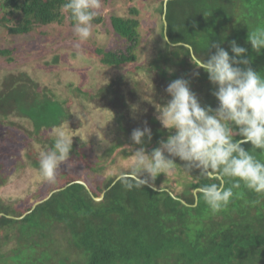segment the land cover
<instances>
[{
	"label": "trees",
	"instance_id": "obj_1",
	"mask_svg": "<svg viewBox=\"0 0 264 264\" xmlns=\"http://www.w3.org/2000/svg\"><path fill=\"white\" fill-rule=\"evenodd\" d=\"M165 1H160L157 12L163 19L161 37L166 32L170 43L165 44L162 37L163 49L155 52L147 60V64L135 68L136 72L146 71L151 81L153 79L152 89H159L160 81L185 78L190 81L192 91L197 93L210 83L203 70H198V76L194 75L197 70L191 64L185 49L172 48L171 43L190 44L199 56L206 53L215 41L231 55L230 42L235 40L239 46L247 49L246 58L250 59V66L264 75V50L257 54L247 43L248 32L257 27L264 28V0H240V4L236 0H226L227 3L214 14L207 11L205 19L201 17L202 7L205 5L203 0H169L166 31ZM63 2L64 0H0V29L6 30L10 36H24L53 24H63L66 20L73 29L69 13L61 9ZM118 2L133 0H101L104 10L110 6L112 10H99L94 24H108L114 35L125 42L109 51L98 45L97 53L102 66L129 68V73H132L131 66L139 62L145 48L141 46V9L135 4L129 10L120 12L116 9ZM107 33L110 31L107 30ZM5 41L8 45L0 47V62L8 67L0 77V139L11 138L10 128H20L23 137L11 135L16 144L23 142L25 137L38 142L41 138H46L43 142L48 141L51 150L55 131L65 124L80 127L83 122L79 120L76 124L72 121L74 111L71 110V102L74 100H71L70 92L83 93L85 89L83 85L73 89V84L62 88L56 85L55 88L44 83V78L36 73L37 70L50 68L58 76L60 72L66 73V67L72 61L63 60L60 52L51 53L48 59L33 57L28 64L21 63L30 59L32 54L36 55L37 51L18 52L17 47H13L8 39ZM209 51L214 54L215 49L211 48ZM75 57L77 59H73V62L76 63L78 57ZM15 63L19 67H14ZM20 67L22 69L17 70ZM129 76L128 74V79ZM128 82L133 85L131 97H135L134 87L139 84L134 79ZM198 82L201 83L200 87L198 84L194 85ZM213 88L211 89L214 91ZM53 91L56 92L55 95ZM105 91L100 89L98 92L103 94ZM165 96L168 94L165 93ZM211 96L204 105L215 108L217 101ZM154 99L160 100L158 96ZM123 102L119 106L122 105V109L126 110L129 103ZM112 108L118 119H121L118 127L116 126L119 133L117 139L108 146H103L104 148L100 146L103 152L99 155L92 152L93 146H88L86 141L74 136L72 152L66 160L84 166L88 174L95 175V178L92 176L90 179L96 185L95 188L92 186L93 194L86 184L77 182L80 179L83 182L86 179L83 178L84 175L79 179L64 172L57 174L50 183L42 181L38 171L40 156L35 149L27 151L25 148L14 166L7 164L6 157H3L0 164V194L16 172L25 179L29 177L28 172L35 174L33 178L36 179L32 182L34 186H42V183H49L50 186L45 194H41L40 188L36 187L32 195L31 186H28L26 194L30 205L23 210L17 208L16 202H20L19 200L8 201L0 195V214H3L0 215V264H22L28 261L31 264H264V202L255 207L244 202L256 200L255 193L245 192L243 199H235L226 209L212 214L202 199L197 203L195 193L197 187L211 181L199 176L198 172L187 174L179 161H176L175 166L178 168V178H182L184 174L185 178L178 190L172 187L171 182L174 183V180L168 173L161 174L152 182L156 186L155 190L149 186L129 190L117 181L119 173L128 171L124 160L138 146L133 145L130 139L132 131L127 130L122 123L126 120L125 113L122 112L120 117L113 105ZM17 119L19 123L16 122ZM127 121L130 119L127 118ZM147 126L151 129L152 139L149 143L145 138L144 146L150 153L159 146L161 139L167 138L169 132L155 118H149ZM244 147L250 149L251 145ZM88 150L91 153L89 156L86 154ZM37 176L40 178L37 179ZM59 186H64L61 187L64 190L42 202L58 190ZM101 196L102 200L97 201L96 198ZM60 197H63L62 202ZM10 202H13L10 206L5 204ZM37 202L41 204L33 209ZM49 207L54 209L55 217L53 214L48 215ZM26 213L28 214L21 218ZM54 222L63 224L67 232L81 231V235L79 232L77 235L83 238H79L76 245H73L67 258L59 261L48 258L44 262L40 259L46 253L34 239L38 236L53 242L54 239L49 237V230L54 228ZM15 240L16 248L11 251V244ZM82 247L86 249H81ZM82 251L84 254H81ZM21 258L25 260L21 261Z\"/></svg>",
	"mask_w": 264,
	"mask_h": 264
},
{
	"label": "clouds",
	"instance_id": "obj_2",
	"mask_svg": "<svg viewBox=\"0 0 264 264\" xmlns=\"http://www.w3.org/2000/svg\"><path fill=\"white\" fill-rule=\"evenodd\" d=\"M101 0H64L61 9L69 13L73 31L81 42L93 35L94 20L99 14ZM169 44L166 32L162 36ZM247 43L254 52L264 50V28L248 32ZM183 47L198 76L203 70L214 87L212 95L217 107L202 105L190 87V81L177 78L166 92L170 99L157 104L156 120L168 130L166 139L149 153L145 138L151 142V129L136 128L131 133L133 164L130 170L116 177L129 190L156 189L155 179L161 174L175 171L176 160L191 175L193 170L210 183L195 189L197 203L202 199L212 214L228 207L235 199H243L245 192L255 193L256 200H245L255 207L264 202V75L255 71L247 56V49L235 40L230 42L231 55L215 41L206 53L197 55L190 44ZM214 48V54L209 49ZM137 111V106H132ZM244 145H251L246 149ZM73 141L62 130L55 132L50 151L41 152L39 174L49 182L55 180L56 171L72 152Z\"/></svg>",
	"mask_w": 264,
	"mask_h": 264
},
{
	"label": "rangeland",
	"instance_id": "obj_3",
	"mask_svg": "<svg viewBox=\"0 0 264 264\" xmlns=\"http://www.w3.org/2000/svg\"><path fill=\"white\" fill-rule=\"evenodd\" d=\"M160 1L161 0H133V2L117 3L116 9L120 10V12L129 10L130 8L134 7L135 4H137V6L139 5L138 7L141 9V32L143 34V41L141 43V46H144L145 50L143 49V53L140 55L139 62L131 66V69L133 71L132 73H129L131 71L129 68L119 69L113 67H104L100 64L101 62L98 57L99 54L97 53L98 45L105 48L106 51H109L115 49V47H118L120 46V44H123L125 42L124 40H120L114 35V33L110 30L108 24H105L104 26H96L94 24L95 27L93 29V35L84 42H81L77 39L73 29L69 26L68 20H66L63 24H53L52 26L42 28L39 32L34 31L31 34L24 36H10L6 30L0 29V47H3L4 45L7 46L8 43H6L5 40L8 39L9 43L13 47H17V49L19 50L18 52L25 53L31 50L37 51L36 55L32 54L30 56V59H28L27 61H21V63L27 62L28 64L33 60V57L48 59L47 57H50V55L54 54L55 52H60L63 60L67 59L72 61V64L68 62L69 65H67L66 67V73L65 71L60 72L59 76L55 75L56 73L51 71L52 68L47 70L40 69L37 70L36 73L40 74L39 77L44 78V83H49L54 87L58 85L60 88H62L67 86L68 84H73L74 89L76 86L83 85V88L85 89L83 93H78L77 91L70 92V95L72 96L71 100H74L71 102V110L74 111V118L72 119V121L74 123L76 122V124H78L77 121L79 120H82L83 122L80 124V127L77 126L78 128L74 127L71 124H65L63 128L59 130L64 131L66 135L70 139H72V141L74 136L80 137L84 142L86 141L88 146H93L92 152L101 155L103 152L102 147L105 145L108 146L113 140L117 139V136L119 134L116 131V126L118 127L121 119H118V116L115 115L112 111L115 110L112 108V105L117 109L120 117L122 115V112L125 113L126 120H124V122L122 121V123L124 124V127L127 128V130L130 129V131H133L136 128L142 129L145 126V122H147L148 125L149 118L151 119L156 117L157 109L155 106H157V104L163 105L170 99L169 96H165V93L167 94L166 88L171 80L160 81L162 84L160 83L159 89L153 88V90L152 87L154 86V81L153 79L151 81V77H148L147 72L141 70L137 72L135 71V68L137 66L147 64V60L151 58V56L155 52L157 53L161 51V49H163L164 43L161 37L163 19L162 16L157 12ZM239 1L240 0H236L238 4H240L241 2ZM202 2H205V5L202 7L203 12L201 14V17L203 19L208 16L207 11L210 10V14H214L215 12H217V9L219 7L224 6L227 3L226 0H203ZM186 9L188 8L186 7ZM99 10L103 12H105L106 10L111 11L112 7L110 6L104 10L101 6ZM203 22L206 23L205 20ZM107 30H109L110 33H107ZM18 52L16 51V53ZM73 54H75V56L77 55L78 57V62L76 63L73 62V59H77ZM14 67H19V64L15 63ZM7 68L8 67L5 63L0 62V77L2 76V74H5ZM21 69L22 67L17 70ZM60 70L62 71L63 69ZM128 74L130 75L129 79ZM130 79L136 80L139 84V86L134 87L133 92H135V97H131L132 95L130 94L133 86L128 82V80ZM56 81L57 83H55ZM194 85L200 87L201 83L198 82ZM209 85L210 83L206 85V87L200 88L199 92L196 93L202 105H204L207 100L212 98L211 95L213 90L211 88L213 87H210L211 85ZM100 89H105L106 91L103 94H99L98 91ZM158 91H160L159 94ZM52 93L54 95L56 94L55 91H53ZM157 96L160 100L154 99ZM125 98H127L129 106L126 110H123V106L119 105L121 101L127 102ZM149 101L150 103H148ZM133 105L137 106V111L135 112L132 111ZM81 106L85 107V109H82ZM63 110L64 112H66L65 109ZM127 118L130 119L131 122H128ZM16 122L19 123V119H17ZM10 131L14 135L23 137L22 129L20 128H18V130L10 128ZM12 134H10L11 138L9 139H0V164L2 163L3 157H6L5 161H7V164L13 166L16 165L19 162L18 159L22 156L25 148L27 151H29L30 149H35L39 156L41 155V152L50 151V146L47 143L48 141H46L45 143L43 142L46 140V138H41V141L38 142L36 140H32V138H27L24 136L25 138L23 139L25 140L16 144V141L11 136ZM86 154L88 156L91 155L89 150L86 151ZM176 161L179 160L177 159ZM179 162L183 164V162ZM123 163L125 164V167L130 170L133 164L132 155L127 156V159L124 160ZM177 170L178 168L175 167L174 172L168 173L170 178L174 180V183L171 182V184L172 187L176 190L181 188L182 179L184 180L185 178V174L182 176V178H178L179 175L177 173ZM193 171L198 172L197 170ZM64 172L71 173L73 176H75V178L78 177L79 179L84 175L83 178L86 179H83V182L88 186L89 191H91L90 193L93 194L92 186L95 188L96 185L90 179H92V176L95 178V175L92 173L88 174L84 166L80 164L75 165L69 161H65L57 169L56 175ZM28 174L29 177L25 179L24 176L19 172L14 173V177L11 178L9 185H7V187H5L0 194L3 199L8 201L19 200L20 202L16 203H18L17 208L21 210H23V208L26 209V207H29L30 205V202L27 201L28 194H26L28 186H31V195L32 192L35 193L36 187L40 188L41 192H39L41 194H45L50 186L49 181V183H42V186H34L32 182H34L33 180L36 179L33 178L35 177V174L29 172ZM38 178L40 177L37 176V179ZM40 179L42 181H45L42 177ZM80 180H78L77 182L81 183L82 181ZM61 187L59 186L58 190L53 192L47 199L42 202L47 201L54 193L63 191L64 188ZM102 197L103 196L97 197L96 200L100 199L97 201H101ZM22 198H24V200ZM59 199L61 200V202L63 201V197H60ZM56 202H58L57 199ZM12 203L13 202L5 204L10 206ZM47 212L48 215L53 214V217H55L54 215L56 213L52 207H49V210ZM78 232L80 234L81 231ZM78 232H67L63 224H61L60 222H54V228L51 227L49 230V234H51V236L49 237H51V239H54L53 242H49L47 238L45 240L38 238V236L34 239L35 243L40 244V249H44V252L46 253L44 254V258L40 260L47 262L48 258H52L55 261H59L62 260V258H67L68 256H70L69 252L71 248H73V245H76V243L79 241V238H83L80 237L81 234L77 235ZM82 235H85V233H83ZM16 244V240L12 242L11 251L13 250V248H16ZM81 249L86 248L82 247ZM82 253L84 254V251H82L81 254ZM22 260L24 261L25 259L21 258V261ZM22 264H31V262H22ZM36 264L40 263L37 262Z\"/></svg>",
	"mask_w": 264,
	"mask_h": 264
},
{
	"label": "water",
	"instance_id": "obj_4",
	"mask_svg": "<svg viewBox=\"0 0 264 264\" xmlns=\"http://www.w3.org/2000/svg\"><path fill=\"white\" fill-rule=\"evenodd\" d=\"M167 3H168V0L165 1V13H164L165 31L167 30V25H168L166 21ZM81 183L85 184L84 182H81ZM97 200H100V199H97Z\"/></svg>",
	"mask_w": 264,
	"mask_h": 264
},
{
	"label": "flooded vegetation",
	"instance_id": "obj_5",
	"mask_svg": "<svg viewBox=\"0 0 264 264\" xmlns=\"http://www.w3.org/2000/svg\"><path fill=\"white\" fill-rule=\"evenodd\" d=\"M41 203L40 202H37L35 203L33 209H35V207H37L38 205H40ZM28 213H26L25 215H23L21 218L25 217ZM0 215H3V214H0Z\"/></svg>",
	"mask_w": 264,
	"mask_h": 264
},
{
	"label": "crops",
	"instance_id": "obj_6",
	"mask_svg": "<svg viewBox=\"0 0 264 264\" xmlns=\"http://www.w3.org/2000/svg\"><path fill=\"white\" fill-rule=\"evenodd\" d=\"M169 1V0H168Z\"/></svg>",
	"mask_w": 264,
	"mask_h": 264
}]
</instances>
